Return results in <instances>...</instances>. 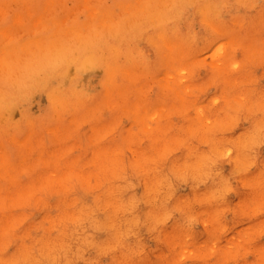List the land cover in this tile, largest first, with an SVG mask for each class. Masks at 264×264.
Masks as SVG:
<instances>
[{"label":"rangeland","instance_id":"1","mask_svg":"<svg viewBox=\"0 0 264 264\" xmlns=\"http://www.w3.org/2000/svg\"><path fill=\"white\" fill-rule=\"evenodd\" d=\"M1 43L0 264H264V0H0Z\"/></svg>","mask_w":264,"mask_h":264},{"label":"bare ground","instance_id":"2","mask_svg":"<svg viewBox=\"0 0 264 264\" xmlns=\"http://www.w3.org/2000/svg\"><path fill=\"white\" fill-rule=\"evenodd\" d=\"M161 1H162V0H161ZM222 1H223V0H222ZM224 1H225V0H224ZM53 2H54V1H53ZM139 3H140V2H139ZM158 3H159V2H158ZM1 6H2V5H1ZM58 8H59V7H58ZM62 8H63V7H62ZM63 10H64V9H63ZM3 11H4V10H3ZM61 11H62V10H61ZM60 13H61V12H60ZM67 13H68V12H67ZM200 13H201V12H200ZM15 14H16V13H15ZM63 14H64V13H63ZM112 14H113V13H112ZM41 15H42V14H41ZM92 15H93V14H92ZM44 16H46V15H44ZM102 16H103V14H102ZM36 17H37V16H36ZM39 17H40V16H39ZM41 17H42V16H41ZM41 17H40V19H41ZM91 17H92V16H91ZM57 18H58V17H57ZM109 18H110V17H109ZM128 18L130 19L129 16H128ZM37 19H38V18H37ZM40 19H38V20H40ZM53 19H54V18H53ZM97 19H98V18H97ZM126 19H127V18H126ZM38 20H37V21H38ZM55 20H57V19H55ZM64 20H65V19H64ZM127 20H128V19H127ZM127 20H126V21H127ZM155 20H156V19H155ZM155 20H154V21H155ZM34 21H36V20H34ZM61 21H62V20H61ZM126 21H125L124 23H127V24H125V25H127V26L129 27V24H131V23H128V22H126ZM56 23H57V24H58V23H59V24H62L63 22L60 23V22L58 21V22H56ZM145 23H146V22H145ZM157 23H158V22H157ZM113 24H114V23H113ZM142 24H143V23H142ZM48 25H49V24H48ZM50 26H51V25H50ZM73 26H74V25H73ZM110 26L112 27V25H110ZM139 26H140V25H139ZM139 26L136 25V27H139ZM162 26H163V24H162ZM77 27H80V26H77ZM102 27H103V26H102ZM104 27H105V26H104ZM106 27H107V26H106ZM106 27H105V28H106ZM111 27H110V28H111ZM117 27H120V25H117ZM130 27L132 28V26H130ZM133 27H134V26H133ZM151 27H152V26H151ZM165 27H166V26H165ZM165 27H164V28H165ZM63 28H64V27H63ZM68 28H69V27H68ZM110 28H108V29L110 30ZM114 28H115V26H114ZM158 28H159V27H158ZM222 28H223V27H222ZM65 29H66V28H65ZM88 29H89V28H88ZM108 29H107V30H108ZM118 29H119V28H118ZM127 29H128V28H127ZM219 29H220V28H219ZM225 29H227V27H226ZM243 29H244V28H243ZM51 30L53 31V29H51ZM55 30H56V29H55ZM103 30H104V29H103ZM105 30H106V29H105ZM115 30L117 31V28H116ZM123 30H124V29H123ZM123 30H122V31H123ZM125 30H126V29H125ZM125 30H124V32H125V34H126L127 32H126ZM131 30H132V29H131ZM134 30H135V27H134ZM134 30H133V31H134ZM137 30H138V28H137ZM143 30H144V29H143ZM149 30H151V29H149ZM156 30H157V29H156ZM220 30H221V29H220ZM237 30H239V29H237ZM247 30H248V28H247ZM110 31H111V30H110ZM127 31H128V30H127ZM129 31H130V30H129ZM135 31H136V30H135ZM138 31H139V30H138ZM146 31H147V30H146ZM225 31H226V30H225ZM225 31H224V32H225ZM239 31H240V30H239ZM47 32H48V31H47ZM62 32H63V31H62ZM69 32H71V31H69ZM78 32H80V30H79ZM78 32H77V34H78ZM88 32H89V31H88ZM141 32H145V31H140V33H141ZM164 32H165V31H164ZM218 32H220V34H221V31H218ZM227 32H230V31H227ZM227 32H226V33H227ZM236 32H237V31H236ZM236 32H234V33H236ZM51 33H53V32H51ZM81 33H83V32H81ZM94 33H95V32H94ZM94 33H92V34H94ZM103 33H104V31H103ZM103 33H102V34H103ZM105 33H106V32H105ZM108 33H110V32H108ZM118 33H119V32H117L116 34L118 35ZM120 33H122V32H120ZM132 33H133V32H132ZM146 33H147V32H146ZM150 33H151V32H150ZM230 33H231V32H230ZM237 33H238V32H237ZM61 34H62V33H60V36H61ZM71 34H72V33H71ZM71 34H70V35H71ZM79 34H80V33H79ZM90 34H91V32H90ZM90 34H89V35H90ZM92 34H91V35H92ZM97 34H98V33H97ZM128 34H129V33H128ZM164 34H165V33H164ZM167 34H168V33H167ZM169 34H170V33H169ZM238 34H239V33H238ZM240 34L242 35V32H241ZM247 34H248V33H247ZM247 34H246V36H247ZM49 35H50V34H49ZM54 35H57V33L54 34ZM67 35L69 36L68 33H67ZM67 35H65V38L68 37ZM72 35H73V34H72ZM80 35H81V34H80ZM83 35L86 36L85 39H88V41H91V40L93 39V38H92V39L89 40V38H87L89 35L87 36V35L85 34V32H84ZM83 35H81V36H83ZM91 35H90V36H91ZM103 35L106 36V34H103ZM113 35H114V34H113ZM117 35H114V36L118 37ZM119 35H120V34H119ZM134 35H135V34H134ZM143 35H144V34H143ZM158 35H160V34H158ZM228 35H230V34H228ZM241 35H240V36H241ZM47 36H48V35H47ZM47 36H46V37H47ZM60 36L57 35V39H58V37H60ZM74 36H76V34H75ZM90 36H89V37H90ZM95 36H96V34H94V37H95ZM100 36H101V35H100ZM100 36H99V37H100ZM108 36H109V35H108ZM131 36H133V35H131ZM148 36H149V35H148ZM150 36H151V35H150ZM150 36H149V37H150ZM152 36H153V35H152ZM160 36H161V35H160ZM174 36H175V35H174ZM234 36H235V35H234ZM236 36H237V35H236ZM242 36H243V35H242ZM242 36H241V37H242ZM42 37H43V36H42ZM62 37H63V35H62ZM70 37H73V36H70ZM70 37H68V38H70ZM92 37H93V36H92ZM112 37H113V36H112ZM116 37H115V40H116ZM129 37H130V35H129ZM134 37H135V36H134ZM139 37H140V36H139ZM141 37H142V36H141ZM149 37H148V38H149ZM165 37H166V36H165ZM172 37H173V36H172ZM38 38H40V39H39V42L42 41V40H41V37L38 36ZM49 38H50V37H49ZM52 38H54V36H53ZM68 38H67V39H68ZM77 38H79V37H77ZM77 38L73 37V39H72V38H71V39H72V41H73V40L75 41ZM82 38H83V37H82ZM90 38H91V37H90ZM104 38H105V37H104ZM104 38H103V39H104ZM107 38H109V37H107ZM121 38H122V37H121ZM130 38H131V37H130ZM146 38H147V37H146ZM153 38H154V36H153ZM153 38H150V39H153ZM158 38H159V36H158ZM238 38H239V37H238ZM45 39H46V38H45ZM45 39H44V40H45ZM50 39H51V38H50ZM57 39H56V40H57ZM60 39H61V38H60ZM62 39H64V37H63ZM62 39H61V40H62ZM80 39H81V38H79V39H77V40L79 41ZM96 39H98V38H96ZM100 39H102V37H100ZM103 39H102V40H103ZM122 39H123V38H122ZM139 39H140V38H139ZM139 39H136V40H139ZM155 39H156V38H155ZM236 39H237V38H236ZM5 40H6V39H5ZM10 40H12V39H10ZM36 40H37V39H36ZM36 40H35V41H36ZM56 40H55V42H57ZM106 40H107V39H106ZM142 40H143V39H142ZM158 40H159V39H158ZM161 40H162V39L160 38V41H161ZM163 40H165V38H163ZM246 40H247V39L244 38V41H246ZM37 41H38V40H37ZM37 41L35 42L36 44H37ZM50 41H53V40H50ZM58 41H59V40H58ZM63 41H65V40H63ZM67 41H70V40H66V42H67ZM86 41H87V40H86ZM86 41L84 40L83 42H81V40H80L81 44H83V45H86V44H87ZM92 41H93V40H92ZM92 41H91V42H92ZM99 41H100V40H99ZM104 41H105V40H104ZM107 41H109V40H107ZM117 41H118V40H117ZM123 41H125V40L123 39ZM130 41H131V40H130ZM132 41L134 42V40H132ZM152 41H153V40H152ZM238 41H239V40H238ZM1 42H2V41H1ZM61 42H62V41H61ZM91 42H90V44H88V45H91V48H92V44H91ZM95 42H96V41H95ZM95 42H94V43H95ZM126 42H127V41H126ZM165 42H166V41H165ZM167 42H168V41H167ZM240 42H241V41H240ZM7 43H8V42H7ZM29 43H30V42H29ZM64 43H65V42H64ZM84 43H86V44H84ZM94 43H93V44H94ZM97 43H98V40H97V42H96L95 44H97ZM100 43H101V42H99V45L102 44V43H101V44H100ZM104 43H105V42H104ZM104 43H103V45H101V46H104ZM109 43H111V42L109 41V42H108V45H109ZM114 43H115V42H114ZM124 43H125V42H124ZM158 43H159V42H158ZM160 43H161V42H160ZM2 44H3V43H1L0 45H2ZM25 44H26V43H25ZM33 44H34V43H33ZM40 44H41V42H40ZM42 44H43V43H42ZM49 44H50V43H49ZM55 44H56V43H55ZM58 44H61V43L59 42ZM68 44H69V43H68ZM167 44H168V43H167ZM10 45H11V44H10ZM12 45H13V44H12ZM21 45H22V44H21ZM31 45H32V44H31ZM37 45H38V44H37ZM37 45L34 44V46H37ZM46 45H47V44H46ZM61 45H62V44H61ZM71 45H72V44H71ZM73 45H75V43H73ZM88 45H87V46H88ZM97 45H98V44H97ZM99 45H98V46H99ZM108 45H107V46H108ZM120 45H121V43H120ZM165 45H166V43L164 44V46H165ZM23 46H24V44H23ZM32 46H33V45H32ZM34 46H33V47H34ZM58 46L61 47L60 45H58ZM67 46H68V45H67ZM77 46H79V45H77ZM81 46H82V45H81ZM81 46H80V47H81ZM98 46H95V47H98ZM112 46H113V44H112ZM117 46H119V45H116V47H117ZM160 46H161V44H160ZM168 46H169V45H168ZM246 46H247V45H246ZM33 47H32V49L35 48V47H34V48H33ZM38 47H39V46H38ZM42 47H43V46H42ZM53 47H55V45H54ZM64 47H65V46H64ZM68 47H70V45H69ZM74 47H75V46H74ZM114 47H115V46H114ZM116 47H115V49H117ZM162 47H163V45H162ZM162 47H161V48H162ZM3 48H4V46L2 47V49H3ZM5 48H6V47H5ZM5 48H4V49H5ZM7 48H8V47H7ZM9 48L12 50L13 48H16V47L9 46ZM20 48H21V47H20ZM30 48H31V46H30ZM40 48H41V46L39 47V49H40ZM51 48H52V47H51ZM81 48H82V47H81ZM91 48H88V49L90 50ZM99 48H100V47H99ZM99 48H98V49H99ZM102 48H104V47H102ZM118 48H119V47H118ZM120 48H121V47H120ZM161 48H160V49H161ZM24 49H25V51H26L27 48H25V46H24ZM24 49H23V50H24ZM35 49H36V48H35ZM39 49H38L37 52H40ZM55 49H57V45H56V48H53V49H50V50H51L52 52H53V50H54V52H55ZM61 49H62V48H61ZM61 49L58 48V50H61ZM67 49H68V48H66V51H67ZM69 49H70V48H69ZM82 49L85 50V52L88 51V50L86 51V49H84V48H82ZM82 49H81V50H82ZM96 49H97V48H96ZM98 49H97V50H98ZM108 49H109V48H108ZM108 49H107V50H108ZM121 49H122V48H121ZM162 49H163V48H162ZM169 49H171V48L169 47ZM21 50H22V49H21ZM30 50H31V49H30ZM30 50H29V52H30ZM48 50H49V48H48ZM50 50L48 51L49 54L51 53ZM58 50H57V52H58ZM64 50H65V49H64ZM83 50H82V52H83ZM91 50H92V49H91ZM94 50H95V49H94ZM99 50H101V49H99ZM107 50H106V51H107ZM119 50H120V49H119ZM14 51H15V49L13 50V52H14ZM25 51H24V52H25ZM31 51H32V50H31ZM41 51H42V50H41ZM66 51H65V52H66ZM69 51H70V50H69ZM71 51H74V50H72V48H71ZM79 51H80V48H79ZM111 51H112V53L114 52L113 49H111ZM122 51H123V49H122ZM127 51L129 52V50H127ZM162 51H163V50H162ZM170 51H171V50H170ZM27 52H28V51H27ZM37 52H34V53H37ZM45 52H46V50H45ZM54 52H53V53H54ZM57 52H56L57 55H55V57H56V56L58 57L59 55L62 54V53H59V55H58ZM63 52H64V51H63ZM65 52H64V55H65ZM76 52H78V51H76ZM82 52H81V53H82ZM97 52H98V51H97ZM104 52H105V50H104ZM104 52H103V53H104ZM115 52H118V49H117ZM0 53H1V52H0ZM25 53H26V52H25ZM48 53H46V54H48ZM53 53H51L50 55H54V54H55V53H54V54H53ZM68 53H69V55H70V52H68ZM71 53H72V52H71ZM101 53H102V52H101ZM105 53H106V52H105ZM107 53H109V52H107ZM110 53H111V52H110ZM161 53H162V52H161ZM9 54H10V53H9ZM13 54H14V53H13ZM18 54H20V53H18ZM31 54H32V53H31ZM31 54H30V55H31ZM39 54H40V53H39ZM43 54H44V52H43ZM49 54H48V55H49ZM66 54H67V52H66ZM74 54H75V53H73V56H74ZM83 54H84V53H83ZM83 54H82V55H83ZM93 54H94V53H93ZM93 54H91V56H92ZM95 54H96V53H95ZM118 54H119V53H118ZM126 54H127V53H126ZM162 54H163V53H162ZM171 54H173V53H171ZM23 55H27V53H26V54H23ZM23 55H22V56H23ZM33 55H35V54H33ZM33 55H32V56H33ZM44 55H45V54H44ZM50 55H49V56H50ZM86 55H87V54H86ZM105 55H107V54H105ZM108 55H110V54H108ZM111 55H112V54H111ZM111 55H110V56H111ZM119 55H121V53H120ZM129 55H130V54H129ZM129 55L124 56V58H126V60H128L127 57H128ZM131 55H132V54H131ZM131 55L129 56V59H130ZM173 55H174V54H173ZM28 56H29V55H28ZM61 56H62V55H61ZM80 56H81V55H80ZM87 56H89V55H87ZM97 56H98V55H97ZM113 56H116V57L119 59V57L117 56V54H116V55H113ZM122 56H123V55H122ZM0 57H1V56H0ZM34 57H36V56H34ZM46 57H47V56H46ZM51 57L53 58V56H51ZM51 57H50V58H51ZM55 57H54L55 61H57V63H59L58 60H60V59H58L57 57L55 58ZM78 57H79V56L77 55V58H78ZM94 57H95V56L93 55L92 58H94ZM100 57H101V56H100ZM104 57L107 58L108 56H104ZM173 57H174V56H173ZM173 57H172V58H173ZM215 57H216V56H215ZM38 58H41V57L38 56ZM38 58H37V59H38ZM48 58H49V57H48ZM66 58H67V57H66ZM72 58H73V57H71L70 59H72ZM114 58H115V57H114ZM114 58H113V59H114ZM175 58H177V57H175ZM217 58H218V57H217ZM217 58H216V59H217ZM224 58H226V57H224ZM229 58H230V56H229ZM229 58H228V59H229ZM22 59H24V57H23ZM25 59H26V58H25ZM37 59H36V60H37ZM56 59H57V60H56ZM64 59H65V58H64ZM64 59H63V60H64ZM67 59H68V58H67ZM84 59H85V57H84ZM96 59H97V58H96ZM99 59H100V58H99ZM101 59H102V58H101ZM108 59H110V58L108 57ZM108 59H106V60H108ZM113 59H112V60H109V62H110V61H113V62H114V60H115V62H116L115 65H116L117 63H119V61H118V62L116 61L117 59H114V60H113ZM131 59H132V58H131ZM134 59H135V58H134ZM140 59H141V58H140ZM165 59H166V58H165ZM173 59H174V58H173ZM173 59H172V60H173ZM216 59H215V60H216ZM221 59H222V58H221ZM20 60H21V59H20ZM43 60H44V59H43ZM50 60H51V59H50ZM52 60H53V59H52ZM73 60H74V59H72V61H73ZM93 60H95V58H94ZM177 60H178V59H177ZM224 60H225V59H224ZM14 61H15V60H14ZM26 61H27V63H28V59H27ZM26 61H24V62L26 63ZM30 61H32V60H30ZM38 61H39V60H38ZM70 61H71V60H70ZM74 61H76V60H74ZM74 61H73V62H74ZM100 61H101V60H100ZM132 61H133V60H132ZM135 61H136V60H135ZM135 61H134V62H135ZM225 61H228V60H225ZM36 62H37V61H36ZM48 62H49V61H48ZM65 62H67V61H65ZM68 62H69V61H68ZM90 62L92 63L93 61H90ZM95 62H96V61H95ZM130 62H131V61H130ZM134 62H131V63L133 64ZM176 62H177V61H176ZM219 62H220V61H219ZM33 63H35V61H33ZM40 63H41V62H40ZM42 63H43V62H42ZM42 63H41V64H42ZM91 63H90V64H91ZM100 63H101V62H100ZM171 63H172V62H171ZM173 63H174V62H173ZM173 63H172V64H173ZM177 63H178V62H177ZM29 64H31V63L29 62ZM47 64H48V63H47ZM47 64H46V65H47ZM50 64H51V63H50ZM50 64H48V65H50ZM79 64H80V63H79ZM90 64H88V65H90ZM97 64H99V61H98ZM121 64H122V62L120 63V65H121ZM128 64H129V62H128ZM172 64H171V65H172ZM217 64H218V63H217ZM219 64H220V63H219ZM228 64H229V62H228ZM15 65H16V64H15ZM36 65H37V64H36ZM42 65H43V64H42ZM52 65H53V64H52ZM65 65H66V63H65ZM80 65H81V64H80ZM92 65L94 66V63L91 64V66H92ZM117 65H118V64H117ZM120 65H118V66L120 67ZM126 65H127V64H126ZM129 65H130V64H129ZM165 65H166V64H165ZM171 65H170V66H171ZM178 65H179V63H178ZM91 66H90V67H91ZM93 66H92V67H93ZM123 66H124V64H123ZM123 66H121V67H123ZM173 66L175 67L174 64H173ZM28 67H30V66H28ZM37 67H38V66H37ZM42 67H43V66H42ZM129 67H130V66H129ZM129 67H128V68H129ZM131 67H133V65H132ZM131 67H130V68H131ZM177 67H178V66H177ZM177 67H176V69H177ZM26 68H27V67H26ZM26 68H25V70H26ZM31 68H32V67H31ZM45 68H46V67H45ZM94 68H95V67H94ZM109 68H110V67H109ZM111 68H112V67H111ZM128 68H127L126 72H128ZM135 68H136V67L134 66V68L132 69V71H133V70L136 71ZM166 68H168V67H166ZM178 68H179V67H178ZM32 69H33V68H32ZM35 69H36V68H35ZM38 69H40V68H38ZM41 69H42V68H41ZM59 69H60V68H59ZM72 69H73V72H74V68H72ZM124 69H126V67H125ZM140 69H141V68H140ZM172 69H173V68H172ZM11 70H12V69H11ZM28 70H30V68H28ZM48 70H49V69H48ZM54 70H55V69H54ZM75 70H77V69H75ZM31 71H32V70H31ZM49 71L51 72V70H49ZM80 71H83V69L80 70ZM80 71H78V73H79ZM85 71H87V70H85ZM123 71H124V70H123ZM166 71L169 72V69H168V70L166 69ZM175 71H178V70H175ZM175 71H174V69H173V74L176 73ZM11 72H12V71H11ZM22 72H23V71H22ZM28 72H29V71H28ZM46 72H47V71H46ZM54 72H55V71H54ZM66 72H67V71H66ZM69 72H70V71H69ZM121 72H122V70H121ZM174 72H175V73H174ZM24 73L30 75V73H27V72H25V71H24ZM47 73H48V72H47ZM51 73H52V72H51ZM78 73H77V74H78ZM83 73H84V72H83ZM83 73H82V74H83ZM112 73H113V71H112ZM112 73H111V75H112ZM118 73H119V72H118ZM134 73H135V72H134ZM19 74H20V73H18V75H19ZM136 74H137V73H136ZM168 74H169V73H168ZM171 74H172V73H171ZM176 74H177V73H176ZM18 75H17V76H18ZM70 75L72 76V71H71V74H70ZM75 75H76V74H75ZM75 75H74V76H75ZM80 75H81V74H80ZM124 75H125V74H124ZM124 75H122V76H124ZM133 75H134V74H133ZM133 75L130 74V77H129V78H131ZM32 76H34V75H32ZM47 76H48V75H47ZM47 76H46V77H47ZM52 76H53V75H52ZM115 76H116V73H115ZM120 76H121V75H120ZM125 76H126V75H125ZM125 76H124L123 78H125ZM128 76H129V75H128ZM128 76H127V77H128ZM22 77H24V74H23ZM28 77H29V76H28ZM50 77H51V76H50ZM60 77H61V76H60ZM67 77H68V75H67ZM164 77H166V76L164 75ZM30 78H31V77H30ZM34 78L36 79V77H34ZM43 78H44V77H43ZM65 78H66V77H65ZM132 78H134V76H133ZM49 79H50V78H49ZM55 79H56V78H55ZM55 79L53 78V80H55ZM14 80L16 81V79H14ZM50 80H51V79H50ZM64 80H65V79H64ZM68 80H69V79H68ZM18 81H19V80H18ZM20 81H21V80H20ZM29 81H30V80H29ZM29 81H27V82H29ZM33 81H34V80H33ZM35 81H36V80H35ZM44 81H45V79H44ZM48 81H49V80H48ZM31 82H32V81H31ZM45 82H46V81H45ZM70 82H71V81H70ZM70 82H69V83H70ZM13 83H14V81H13ZM21 83H22V82H21ZM24 83H25V82H24ZM29 83H30V82H29ZM32 83H34V82H32ZM35 83L37 84V82H35ZM42 83H43V81H42ZM50 83H51V82H50ZM136 83H137V82H136ZM16 84H17V82H16ZM27 84H28V83H27ZM52 84H53V83H52ZM14 85H15V84H14ZM28 85H29V84H28ZM31 85H32V84H31ZM31 85H30V86H31ZM48 85H49V84H48ZM70 85H71V84H70ZM125 85H126V84H125ZM23 86H24V85H23ZM23 86H21V87H23ZM38 86H39V83H38ZM42 86H43V85H42ZM46 86H47V85H46ZM106 86H107V85H106ZM110 86H111V85H110ZM134 86H135V85H134ZM4 87H5V86H3V88H4ZM12 87H13V86H12ZM28 87H29V86H28ZM35 87H36V86H35ZM7 88H9V87H7ZM15 88H16V87H15ZM24 88H26V87L24 86ZM32 88H33V87H31V89H32ZM36 88H37V87H36ZM41 88H43V87H41ZM41 88H40V89H41ZM126 88H127V87H126ZM13 89H14V88H13ZM19 89H20V88H19ZM22 89H23V88H22ZM26 89H27V88H26ZM26 89H25V90H26ZM31 89H30V90H31ZM38 89H39V88H38ZM16 90H17V89H16ZM27 90H28V89H27ZM32 90H33V89H32ZM54 90H55V89H54ZM20 91H21V90H20ZM20 91H19V92H20ZM1 92H2V91H1ZM1 92H0V93H1ZM23 92H24V91H23ZM4 93H5V92H4ZM49 93H50V92H49ZM51 93H52V92H51ZM61 93H62V92H61ZM15 94H17V93H15ZM21 94H22V93H21ZM52 94H53V93H52ZM7 95H8V94H7ZM12 95H13V94H12ZM17 95H18V94H17ZM49 95H50V94H49ZM58 95H59V93L56 94V96H58ZM61 95H62V94H61ZM69 95H70V94H69ZM72 95H73V94H72ZM110 95H111V94H110ZM112 95H113V94H112ZM0 96H3V93H2V95H0ZM4 96H6V95H4ZM15 96H16V95H15ZM18 96H19V95H18ZM32 96H33V95H32ZM172 96H173V95H172ZM25 97H26V96H25ZM28 97H29V96H28ZM53 97H54V96H53ZM53 97H52V98H53ZM70 97H71V96H70ZM75 97H76V96H75ZM113 97H114V96H113ZM2 98H3V97H2ZM8 98H10V97H7V99H8ZM26 98H27V97H26ZM54 98H55V97H54ZM56 98H57V97H56ZM56 98H55V99H56ZM61 98H62V97H61ZM63 98H64V96H63ZM66 98H69V97L67 96ZM66 98H65V100H66ZM73 98H74V97H73ZM73 98H72V99H73ZM176 98H177V97H176ZM5 99H6V98H5ZM13 99L15 100V97H14ZM19 99H20V98H19ZM55 99H54V100H55ZM59 99H60V97H59ZM105 99H106V98H105ZM171 99H172V97H171ZM179 99H180V98H179ZM9 100H10V99H9ZM29 100H30V99H29ZM62 100H64V99H62ZM20 101H21V100H20ZM142 101H143V100H142ZM174 101H175V100H174ZM8 102H9V101H8ZM8 102H7V103H8ZM13 102H14V101H13ZM76 102H77V101H76ZM102 102H103V101H102ZM64 103H65V101H64ZM138 103H139V102H138ZM186 103H188V102H186ZM8 104H9V103H8ZM67 104H69V103H67ZM174 104H175V102L173 103V107L175 106ZM184 104H185V103H184ZM10 105H11V104H10ZM12 105H13V104H12ZM134 105H136V104H134ZM62 106H63V105H62ZM10 107H11V106H10ZM12 107H13V106H12ZM15 108H16V107H15ZM15 108H13V110H14ZM64 108H65V106H64ZM175 108H177V107H175ZM7 109H8V108H7ZM11 109H12V108H11ZM69 109H70V108H69ZM174 110H175V109H174ZM1 111H2V110H1ZM8 111L10 112L9 109H8ZM64 111H66V110H64ZM6 112H7V111H6ZM6 112H5V113H6ZM128 113H130V112H128ZM69 115H70V114H69ZM132 115H133V114H132ZM138 115H139V114H138ZM5 116H6V114H5ZM5 116H4V117H5ZM137 117H139V116H137ZM196 119H197V118H196ZM200 119H201V118H200ZM0 120H2V118H1ZM152 120H153V118H152ZM158 120H159V119H158ZM158 120H157V121H158ZM97 121H98V120H97ZM159 121H160V120H159ZM0 123H1V122H0ZM194 123H195V122H194ZM150 131H151V130H150ZM238 144H239V143H238ZM236 145H237V144H236ZM227 151H228V150H227ZM2 159H3V158H1V161L5 162L4 164H5L6 167H7V162L4 161V160H2ZM211 162H212V161H211ZM26 163H27V162H26ZM45 163H46V162H45ZM1 164H2V163H1ZM1 164H0V165H1ZM8 164H10V163H8ZM11 164H12V163H11ZM188 165H189V164H188ZM3 166H4V165H3ZM8 166H9V165H8ZM0 168H3V167L1 166ZM8 168H9V167H8ZM0 170H1V169H0ZM6 171H7V170H6ZM200 172H201V171H200ZM216 172H217V171H216ZM4 173H5V172H4ZM4 173H3V174H4ZM5 174H6V173H5ZM200 174H202V173H200ZM6 175H7V174H6ZM11 176H13V175H11ZM222 180H223V179H222ZM223 181H224V180H223ZM18 184H19V183H18ZM158 185H159V184H158ZM157 187H158V186H157ZM156 190H157V189H156ZM153 191H154V190H153ZM154 194H155V193H154ZM132 202H134V201H132ZM129 203H130V202H129ZM132 204H133V203H132ZM8 211H10V210H7V212H8ZM5 216H6V215H5ZM11 216H12V215H11ZM2 217H4V216H2ZM11 219H12V218H11ZM14 222H15V221H14ZM9 226H11V225H9ZM6 228H7V227H6ZM6 228H5V229H6ZM83 229H84V228H83ZM0 230H1V229H0ZM2 230H3V229H2ZM83 231H84V230H83ZM84 233H85V232H84ZM28 238H29V237H28ZM78 240H79V239H78ZM78 240H77V241H78ZM51 242H52V241H51ZM53 243H54V242H53ZM49 244H50V243H49ZM62 244H63V243H62ZM47 245H48V244H47ZM41 249H42V248H41ZM43 250H45V249H43ZM19 251H20V250H19ZM32 252H33V251H32ZM18 255H19V254H18ZM18 255H17V256H18ZM20 255H21V253H20ZM26 255H27V254H26ZM40 260H41V259H40ZM0 261H1V260H0ZM16 261H17V259H16ZM12 264H13V263H12ZM15 264H16V263H15Z\"/></svg>","mask_w":264,"mask_h":264}]
</instances>
